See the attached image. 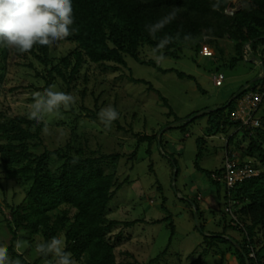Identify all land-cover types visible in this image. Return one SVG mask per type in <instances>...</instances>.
<instances>
[{
	"label": "trees",
	"instance_id": "obj_1",
	"mask_svg": "<svg viewBox=\"0 0 264 264\" xmlns=\"http://www.w3.org/2000/svg\"><path fill=\"white\" fill-rule=\"evenodd\" d=\"M228 1L234 13L228 12L222 0H73V35L60 43H70L75 47L63 56L57 55L53 48L41 46L24 54L26 58H32L28 66L35 68L36 76L45 81L43 87L35 84L31 86L37 91H44L61 79L70 87L79 79L81 69L87 62L94 63L104 73L131 69L128 59L152 65L165 72L174 71L175 69L162 68L155 58L145 56L146 51H153L164 36L172 37V41L162 53L156 52L163 56L180 58L189 45L200 55L204 39L213 38L220 43L215 48L222 52L220 59L224 64L236 67L240 61L246 60V45L249 43L250 49L256 52L254 54L261 56L264 61V0H239V5L235 0ZM213 4H217V10H213ZM172 9H179L176 19L153 39L145 29V24L155 23ZM187 33L192 34V40H184V34ZM228 39L233 41L231 59L225 57ZM35 62L42 67L41 71L36 68ZM178 74L193 78V75L184 71H178ZM4 79L5 73L0 71V89L3 88ZM260 88L264 90V79L261 84L256 82L246 88L230 105L225 106L236 93L229 101L219 105L217 110L200 117L208 118V135L218 132L229 135L232 131L233 133L228 139L225 164L208 171L217 194L225 200L224 206L218 208H222L218 221L222 230L210 231V235H205L204 244L201 245L202 252L193 264H204V256L207 255L219 257L221 264H248V259L250 264H264V115L262 124L256 127L245 126L241 120L233 117L242 98L250 90ZM86 92L83 91L84 96ZM166 103L168 104L167 100ZM79 109L80 112L74 111L76 122L84 116L99 120L101 107L98 104L95 108L81 104ZM28 113H15L10 106H0V179L20 180L31 184L20 205L4 207L0 203V223L5 222L12 234L10 241L0 236V245L7 246L10 260H18L20 264H42L43 257L40 255L32 262L17 251L16 241L19 232L23 230L34 248L39 242L62 235L66 241V250L80 264L160 263L169 249L149 262L138 260L130 251L123 252L127 259H119L111 233L121 221L111 219L108 213L110 203L116 195L114 187L119 182L117 172L114 170L102 175V180L86 178L89 163L96 158L84 157L86 151L78 126L74 127L65 145L37 153L35 149L43 144V131L48 123L45 119L37 125L28 118ZM197 119L198 117L181 127L185 128ZM182 120L184 119L176 122ZM120 128L126 129L124 126ZM148 138L149 136H141L140 140ZM156 138L157 135L152 136L151 140ZM204 140L198 139L199 152L194 161L198 172L207 171L201 164V145ZM135 155L136 152L132 158ZM120 156V153L103 154L99 159L110 158L116 163ZM228 156L239 161L242 167L256 169V173L233 187L228 186L224 179ZM214 174H217V179ZM223 190L225 192L222 196ZM203 201L205 199L197 192L193 202L205 229L203 221L207 213L205 209L202 211ZM232 201H236L233 206L234 214L225 210ZM209 207L212 208L210 205ZM7 208L12 211L11 217L7 216ZM138 222L139 219H136L126 224L134 225ZM172 226L175 231L174 223ZM230 230L238 232L240 237L231 235Z\"/></svg>",
	"mask_w": 264,
	"mask_h": 264
},
{
	"label": "rangeland",
	"instance_id": "obj_2",
	"mask_svg": "<svg viewBox=\"0 0 264 264\" xmlns=\"http://www.w3.org/2000/svg\"><path fill=\"white\" fill-rule=\"evenodd\" d=\"M235 1L239 5V0ZM228 12L234 13V9ZM226 42L225 57L231 59L233 41L228 39ZM206 43L213 45L218 52L217 57L199 55L191 45L185 47L180 58L163 56L162 61L157 59L160 54L146 51V57L155 58L162 68L174 71L165 72L128 59L131 69L104 73L94 63L87 62L81 69L79 79L70 87L61 79L53 85L54 90L73 95L75 103L67 110L61 108L59 115L45 118L48 125L43 131V144L35 151L42 153L65 145L74 127L78 126L86 151L84 157L96 158L89 163L86 178L102 180V175L116 170L119 182L114 187L116 195L108 213L111 219L121 221L111 233L120 260L127 259L123 252L130 251L138 260L149 262L169 249L160 263L156 264H193L202 252L205 235H210V231L222 230L218 225L219 215L215 217L212 214L219 210V206H224L225 200L217 194L208 171L225 164L227 143L233 131L230 135L224 132L208 135V118L198 116L195 122L185 128L179 125L166 129L159 139V134L175 124L176 120L193 117L229 101L233 94L255 79L261 71V65L252 60L248 45L246 60L231 67L220 59L222 52L215 48L220 44L217 39L205 38L200 49ZM74 47L70 43H60L52 48L57 55L63 56ZM30 61L31 57L18 55L14 49L9 50L0 45V71L5 73L3 88L0 89L1 107L10 106L15 113H28L29 106L34 102L33 93L43 92L31 86L35 84L43 87L45 81L36 76L35 68L28 66ZM35 66L39 71L42 70L36 62ZM178 71L191 74L193 78L181 77ZM220 74L225 79L218 85L215 77ZM134 78L146 82H137ZM261 81L258 82L261 84ZM84 90L87 91L85 96ZM81 104L91 108L98 104L101 109L112 106L119 118L108 128L100 120H91L86 116L76 122L74 111L80 112ZM155 135L157 138L151 140ZM141 136L149 138L141 141ZM199 138L205 139L201 145V164L207 170L204 172H198L194 162L199 152ZM135 152V158H132ZM113 153L121 154L116 163L110 158L99 159L103 154ZM30 185L20 180L6 181L1 178L0 203L4 207L20 205ZM197 192L205 199L201 203L202 211L205 209L207 213L203 231L195 217L196 206L192 204ZM6 213L10 217L11 209L7 208ZM136 219H139L138 223L126 224ZM229 232L234 237H240L238 232ZM0 236L8 241L12 238L5 222L0 223ZM17 240L28 241L23 230L19 232ZM17 251L32 262L39 256L29 242ZM193 252L194 256L188 259ZM204 261V264H221L220 258L212 255L204 256Z\"/></svg>",
	"mask_w": 264,
	"mask_h": 264
},
{
	"label": "clouds",
	"instance_id": "obj_3",
	"mask_svg": "<svg viewBox=\"0 0 264 264\" xmlns=\"http://www.w3.org/2000/svg\"><path fill=\"white\" fill-rule=\"evenodd\" d=\"M217 10V4H213ZM179 9H172L155 23L145 24L148 34L155 39L156 34L176 19ZM73 0H0V45L15 49L21 55L30 53L35 47L52 48L73 35ZM211 32V29L208 30ZM193 39L191 33L184 34V40ZM172 41L164 36L154 53L161 52ZM164 59L163 55L157 57ZM34 102L29 106L28 118L37 125L51 115H59L61 108L67 110L75 103V97L64 91L46 88L43 92L33 93ZM98 118L106 128L119 118L112 106L101 109ZM28 241L17 240L16 248L22 249ZM35 252L43 257L42 264H78L71 252L66 250V241L62 235L51 237L35 245ZM51 257V259H49ZM0 264H20L10 260L7 246L0 245Z\"/></svg>",
	"mask_w": 264,
	"mask_h": 264
},
{
	"label": "built area",
	"instance_id": "obj_4",
	"mask_svg": "<svg viewBox=\"0 0 264 264\" xmlns=\"http://www.w3.org/2000/svg\"><path fill=\"white\" fill-rule=\"evenodd\" d=\"M250 47L249 44H247ZM218 53L214 49L211 43H206L201 49L202 56H216ZM246 56V53H245ZM225 79L223 74L215 77V81L218 85H221ZM249 87V86H248ZM247 87V88H248ZM263 102H264V90H250L240 101L237 109L234 111L233 117L236 120H241L242 124L249 127H256L263 122ZM256 169L246 166L242 167L239 161H234L230 156L226 159V172L224 174V179L227 181L228 186L233 187L238 182L244 180L247 177L252 176L256 173ZM214 177H218L214 174ZM236 201H232L229 206L225 207L227 212L234 214L233 206ZM222 209L213 213L212 216L220 215ZM11 217V215H10ZM255 257V254H252Z\"/></svg>",
	"mask_w": 264,
	"mask_h": 264
},
{
	"label": "water",
	"instance_id": "obj_5",
	"mask_svg": "<svg viewBox=\"0 0 264 264\" xmlns=\"http://www.w3.org/2000/svg\"><path fill=\"white\" fill-rule=\"evenodd\" d=\"M223 1V3L227 6V8H228V10L229 9H231L230 8V3H229V1L228 0H222ZM251 43H249V45H250ZM248 49H250L249 47H248ZM247 49V50H248ZM249 52H250V54H251V57H252V60H254V61H257L260 65H261V71H260V73L256 76V78L255 79H253L251 82H249L244 88H242L241 90H239L237 93H236V95L225 105V106H228V105H230L231 104V102L234 100V99H236L248 86H250V85H252L253 83H256V82H258V81H260V80H262V79H264V61H263V59H262V57L261 56H258V55H256V54H254V53H252V51L251 50H248ZM218 108H211V109H207V110H204V111H202V112H200V113H197L195 116H193V117H190V118H187V119H184V120H182V121H180V122H176L175 124H173V125H170V126H168L167 128H165L160 134H159V139H161L162 138V135H163V133L166 131V129H169V128H172V127H175V126H179V125H183V124H185V123H187V122H190V121H192L193 119H195V118H197L198 116H201V115H203V114H205V113H210V112H213V111H215V110H217ZM177 173H178V170H177V172H176V174H175V178L177 177ZM193 205H194V203H192ZM196 208V207H195ZM195 217H196V219H197V221L199 222L198 224H199V228L203 231V227H202V224H201V222H200V218H199V212H198V210H197V208L195 209ZM209 235V234H208ZM229 238V237H228ZM248 264H250V260L248 259Z\"/></svg>",
	"mask_w": 264,
	"mask_h": 264
}]
</instances>
